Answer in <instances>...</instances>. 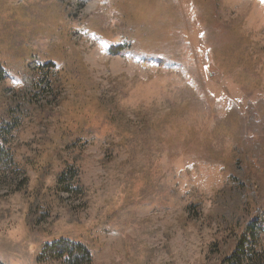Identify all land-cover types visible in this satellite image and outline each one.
<instances>
[{
    "label": "rangeland",
    "instance_id": "obj_1",
    "mask_svg": "<svg viewBox=\"0 0 264 264\" xmlns=\"http://www.w3.org/2000/svg\"><path fill=\"white\" fill-rule=\"evenodd\" d=\"M0 74L2 264H219L264 219L223 215L264 194V0H0Z\"/></svg>",
    "mask_w": 264,
    "mask_h": 264
},
{
    "label": "trees",
    "instance_id": "obj_2",
    "mask_svg": "<svg viewBox=\"0 0 264 264\" xmlns=\"http://www.w3.org/2000/svg\"><path fill=\"white\" fill-rule=\"evenodd\" d=\"M24 80L28 81L27 78ZM13 102L14 100H12L10 108H14ZM3 130L5 129L3 128ZM5 154L9 155L0 145V159L7 163L8 160ZM72 174L73 170L69 168L60 175L57 189L60 190L61 185L66 186L63 187V192H79L77 189L67 187L68 183L72 180ZM251 178L249 175L242 176L239 185H234L226 190L225 196H223V205L227 206V209L223 213L224 217L236 213L249 199H256V196L261 197V199L264 198L263 193L256 194L254 190H251L253 189ZM257 214L259 215H255L250 221L242 225V230L237 234L235 239L233 252L219 264H264V238L261 239L264 219L260 208ZM29 216H32L30 224H33V222L43 216V213L31 210ZM43 253L40 256V260H63L68 264H90L92 261L91 253L84 245L66 239L45 245ZM0 264L2 263L0 262Z\"/></svg>",
    "mask_w": 264,
    "mask_h": 264
},
{
    "label": "bare ground",
    "instance_id": "obj_3",
    "mask_svg": "<svg viewBox=\"0 0 264 264\" xmlns=\"http://www.w3.org/2000/svg\"><path fill=\"white\" fill-rule=\"evenodd\" d=\"M92 1V0H91Z\"/></svg>",
    "mask_w": 264,
    "mask_h": 264
}]
</instances>
